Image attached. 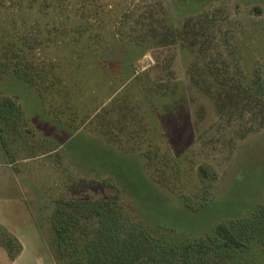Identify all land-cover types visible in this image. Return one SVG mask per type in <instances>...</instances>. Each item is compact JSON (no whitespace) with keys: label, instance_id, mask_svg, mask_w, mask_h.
Segmentation results:
<instances>
[{"label":"rangeland","instance_id":"1","mask_svg":"<svg viewBox=\"0 0 264 264\" xmlns=\"http://www.w3.org/2000/svg\"><path fill=\"white\" fill-rule=\"evenodd\" d=\"M2 96L23 112L0 139L17 264L66 262L50 222L62 198H118L173 243L264 203V0H0Z\"/></svg>","mask_w":264,"mask_h":264},{"label":"trees","instance_id":"2","mask_svg":"<svg viewBox=\"0 0 264 264\" xmlns=\"http://www.w3.org/2000/svg\"><path fill=\"white\" fill-rule=\"evenodd\" d=\"M26 65L22 60V68L16 65L14 71L33 83ZM233 93L229 88L224 97L231 101ZM22 114L16 100L0 97V139L4 146L5 133L19 131ZM201 173L205 176V169ZM50 222L55 253L66 261L63 264H239L241 251L252 246L264 250V203L247 215L221 219L204 235L176 243L152 236L118 198H62L56 202ZM0 244L12 260L21 250L12 235L0 237Z\"/></svg>","mask_w":264,"mask_h":264},{"label":"crops","instance_id":"3","mask_svg":"<svg viewBox=\"0 0 264 264\" xmlns=\"http://www.w3.org/2000/svg\"><path fill=\"white\" fill-rule=\"evenodd\" d=\"M4 247L0 244V261H2L3 264H17V259H14L13 262L11 261V258L5 255Z\"/></svg>","mask_w":264,"mask_h":264}]
</instances>
